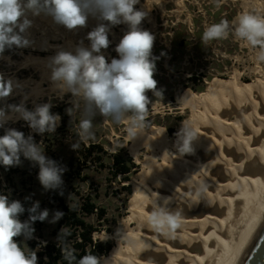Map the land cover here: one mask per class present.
<instances>
[{"label":"clouds","instance_id":"obj_1","mask_svg":"<svg viewBox=\"0 0 264 264\" xmlns=\"http://www.w3.org/2000/svg\"><path fill=\"white\" fill-rule=\"evenodd\" d=\"M138 3L139 0H0V53L6 47L28 45L29 41L21 35L31 26L26 16L28 11L36 15L41 12L51 15L55 22L69 30L85 26L89 15L98 16L113 26L121 23L128 25L129 30L115 49L119 58H113L110 63L100 54L110 44L109 28L103 23L88 33L90 49L77 47L75 54L61 51L52 60V80L62 91L71 92L84 101V115L78 125V135L84 142L94 139L93 118L97 112L113 123H126L128 136L136 138L147 126L150 100L146 92L152 90L154 95H161L153 78L155 63L150 59L154 36L139 27L146 13L134 8ZM216 6H220V0H216ZM17 28L19 32L15 31ZM230 32L235 39L256 50L255 60L258 63L264 62V16L244 11L231 22L221 20L207 27L202 39L204 42L226 39ZM11 91V81L5 82L0 76V98ZM51 107V104L45 103L34 111H28L23 106H16L13 111L19 113L33 131L53 133L61 117L52 114ZM7 119L5 111L0 109V127ZM176 137L180 155L193 153V144L199 138L194 126L182 125ZM21 155L39 166L38 180L45 190H56L62 186V174L66 169L45 156L42 144L35 143L32 136L25 138L24 133L18 130L6 129L5 134L0 136V165L6 169L19 166ZM169 202L166 198L163 204L157 203L147 223L157 233L174 237L181 227V219L180 213L168 209ZM25 210L19 200L10 201L7 195L0 194V264H38L36 252H26L14 238L23 235L25 239H32L35 232L32 224L45 221L49 211H38L39 202H36L27 209L29 219L21 222L19 216ZM63 215V212H55L51 222L55 223ZM61 233L58 239H65L71 234L65 227ZM61 253L67 264H102V258L91 252L78 259L75 249L67 243L61 246ZM108 260L103 258V264H108Z\"/></svg>","mask_w":264,"mask_h":264},{"label":"bare ground","instance_id":"obj_2","mask_svg":"<svg viewBox=\"0 0 264 264\" xmlns=\"http://www.w3.org/2000/svg\"><path fill=\"white\" fill-rule=\"evenodd\" d=\"M39 16L54 21L43 12ZM27 62L50 64L48 59ZM32 93H44L40 82ZM180 101L193 110L191 125L199 137L194 151L176 154L177 139L169 140L162 130L132 138L133 153L141 144L149 153L135 182L124 238L104 257L108 264H240L264 223V83L216 81L207 94L185 93ZM155 135L161 144L154 142ZM166 198L168 209L180 213L174 237L147 223Z\"/></svg>","mask_w":264,"mask_h":264},{"label":"rangeland","instance_id":"obj_3","mask_svg":"<svg viewBox=\"0 0 264 264\" xmlns=\"http://www.w3.org/2000/svg\"><path fill=\"white\" fill-rule=\"evenodd\" d=\"M220 2V6L217 7L216 0H139V3L134 6L136 10L146 13L139 27L154 36L150 59L155 63L153 78L157 81L156 90L161 92V95H154L152 90L146 92L150 101L147 106V126L143 131L162 130L167 134L169 140L175 141L179 128L184 124H191L193 121V110L184 107L180 101L185 93L201 97L208 93L211 84L216 81L227 82L238 79L244 85L258 80L264 83V62L258 63L255 60L256 50L235 39L231 32L226 40H212L207 43L202 39L207 27L220 23L221 20L231 22L244 11L264 16V0H220ZM26 16L31 21V26L21 35L29 41L28 45L26 47L13 45L11 48L6 47L4 52L0 53V76L5 82L11 81L12 84V91L9 95L0 98V109H3L5 113L12 114L4 126L15 124L20 120L24 121L20 118L19 113L13 111L14 107L23 106L28 111H34L37 106L45 103L51 104L52 107L62 103L68 104L67 113L73 119L80 121L84 115V101L71 92L62 91L58 84L52 88L53 83H57L48 76L52 75V60L61 51L75 54L77 47L90 49L91 42L87 39L88 33L103 23L109 28L110 44L107 49H102L100 54L104 55L106 61L110 63L113 58H119L115 49L129 30L128 25L121 23L113 26L109 22L99 19L98 16L89 15L85 26L69 30L55 20L50 23L40 16L37 18L38 15H33L31 11H28ZM190 23L193 25V31H191ZM15 31L19 32V29L17 28ZM219 42H222L223 45L218 44ZM207 45L210 48V53L213 50L214 54L211 55L214 58L204 61L200 55L207 52ZM231 47H233V52L228 53ZM226 51L228 57L217 61L215 54L225 56L224 52ZM29 59H48L50 64L37 66V64L27 62ZM196 67L199 68L198 70L206 72L207 75L213 73L210 75L212 77L202 80L198 86H196L197 83L189 81V73ZM43 72L46 74L42 75ZM216 72L223 73V75L215 77ZM37 82L43 86V94L34 95L32 93L34 83ZM183 85H186L187 88ZM192 86H196L198 90H193ZM172 95L175 98L174 102L171 100ZM251 96L256 98L257 93H252ZM202 114V111L197 112L199 117ZM24 126L26 127L25 123ZM126 129V123H113L98 112L93 118L94 140L101 141L110 153L117 152L119 148L124 149L126 154L138 165V170L132 176L131 181L125 183L131 187V194L128 197L125 196V193L116 192L121 185L106 183L107 171L93 170L90 172L94 189L99 187L101 193L100 205L107 208L109 219L117 221V225L112 226L117 233L116 236L102 230L94 234V239L113 242V247L117 245L118 240L124 238L125 224L131 215L135 182L143 172L144 162L149 153L145 144L138 146L136 153L132 152L133 140L128 136ZM27 130L29 133H34L29 125ZM153 137H155L154 142L161 144L156 135ZM175 152L179 154L178 151ZM45 195L46 190L40 189L32 197L25 195L21 200L27 201V205L30 204L31 207L36 202H39L40 205L45 199ZM47 210L49 216L44 221L43 238L36 236L32 238L40 244H44L42 242L50 238V233L58 222H51L55 214L54 209L47 208ZM19 219L24 222L29 218L21 214ZM89 221L95 223V219H89ZM131 224L132 227L136 225L134 221ZM19 239L23 244L31 241V239H25L23 235L19 236ZM123 244L126 245V240L123 241ZM104 257H102V264Z\"/></svg>","mask_w":264,"mask_h":264},{"label":"trees","instance_id":"obj_4","mask_svg":"<svg viewBox=\"0 0 264 264\" xmlns=\"http://www.w3.org/2000/svg\"><path fill=\"white\" fill-rule=\"evenodd\" d=\"M189 81L197 83L196 86L202 82L196 76ZM196 86L191 88L197 91ZM183 87L187 88L186 85ZM171 100L175 101L173 95ZM68 108L69 105L65 103L50 108L52 114L61 117L53 133L39 134L35 131L29 133L28 123L25 120L0 127V136L9 128L24 133L25 138L32 136L35 143L42 144L47 158L66 169L62 174V186L56 190H46L45 199L39 205L38 211L53 208L55 212L64 213L50 233V238L45 241L46 244L37 243L35 239L23 244L19 237L14 238L26 252L30 250L36 252L38 264H67L61 253V246L64 243L75 249L78 259L88 252L101 258L107 256L113 248V242L94 239V234L105 230L116 236L117 233L112 226L117 225V221L109 219L107 208L100 205L101 193L99 187L94 189L90 172L107 171L106 183L121 185L116 192L125 193L128 197L131 194V187L125 183L130 182L138 170V165L124 149L119 148L117 152L110 153L99 140L82 141L78 135L79 121L67 113ZM169 131L172 132L171 129ZM75 144L78 145L77 148L73 147ZM38 174L39 166L22 155L19 166L6 169L5 166L0 165V194L7 195L10 201L19 200L26 209L23 214L28 218L27 209L30 208V204L28 206L27 201L21 199L25 195L32 197L40 189L45 190L38 180ZM89 219H95V223ZM32 227L35 229L33 237L43 238L44 221H35ZM64 227L71 234L65 239H58L59 235L62 236L60 232Z\"/></svg>","mask_w":264,"mask_h":264},{"label":"water","instance_id":"obj_5","mask_svg":"<svg viewBox=\"0 0 264 264\" xmlns=\"http://www.w3.org/2000/svg\"><path fill=\"white\" fill-rule=\"evenodd\" d=\"M264 223L252 241L240 264H264Z\"/></svg>","mask_w":264,"mask_h":264},{"label":"built area","instance_id":"obj_6","mask_svg":"<svg viewBox=\"0 0 264 264\" xmlns=\"http://www.w3.org/2000/svg\"><path fill=\"white\" fill-rule=\"evenodd\" d=\"M220 4H221V2H220ZM192 23H190V25H191ZM191 27H192V30L191 31H193V25H191ZM190 27V28H191ZM223 40H226V39H223ZM208 43V42H207ZM218 44H220V45H223L222 44V42H219ZM206 45V44H205ZM171 50V49H170ZM169 50V51H170ZM231 52H233V47H231L230 48V50H229V52L228 53H231ZM211 54H214V52H213V50L211 51V53H210V48L208 47V45H207V52L205 53V54H202V55H200V58H202V60H204V61H208L209 60V58H214V56L213 55H211ZM224 55L225 56H223L222 54L221 55H218V54H215V58H216V60L217 61H222L224 58H227L228 57V54H227V51L226 52H224ZM220 56V57H219ZM199 58V57H198ZM199 68H197L196 67V69L195 70H191L190 71V78H192L193 76H196L198 79H201V80H204V79H207V78H210V77H212V76H210V75H213V73H209L210 75H207V73L206 72H203L202 70H198ZM215 77H218V76H222L223 75V73L222 74H220V73H218V72H216L215 73Z\"/></svg>","mask_w":264,"mask_h":264},{"label":"snow or ice","instance_id":"obj_7","mask_svg":"<svg viewBox=\"0 0 264 264\" xmlns=\"http://www.w3.org/2000/svg\"><path fill=\"white\" fill-rule=\"evenodd\" d=\"M260 240L264 241V237H260Z\"/></svg>","mask_w":264,"mask_h":264}]
</instances>
